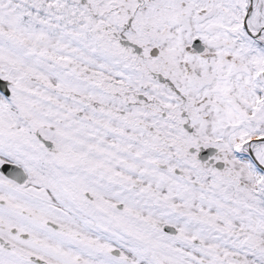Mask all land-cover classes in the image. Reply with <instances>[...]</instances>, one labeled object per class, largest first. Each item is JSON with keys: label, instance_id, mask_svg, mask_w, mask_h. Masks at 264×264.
<instances>
[{"label": "snow or ice", "instance_id": "1", "mask_svg": "<svg viewBox=\"0 0 264 264\" xmlns=\"http://www.w3.org/2000/svg\"><path fill=\"white\" fill-rule=\"evenodd\" d=\"M0 264H264V0H0Z\"/></svg>", "mask_w": 264, "mask_h": 264}]
</instances>
